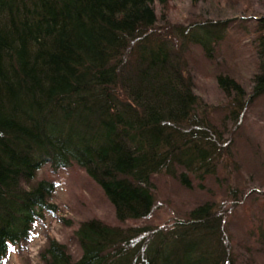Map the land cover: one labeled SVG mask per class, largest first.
Instances as JSON below:
<instances>
[{"label": "trees", "instance_id": "obj_1", "mask_svg": "<svg viewBox=\"0 0 264 264\" xmlns=\"http://www.w3.org/2000/svg\"><path fill=\"white\" fill-rule=\"evenodd\" d=\"M169 3L0 0V264L58 213L57 185L38 181L47 166L83 170L117 224L81 222V257L53 239L42 264H239L224 206L213 201L170 227L130 225L154 215L159 176L192 190L235 164L230 132L211 121L187 57L194 46L215 61L229 24L209 20L163 33L157 8ZM255 27L252 91L230 75L216 78L226 121L236 125L264 96V17ZM228 189L239 205L245 191ZM258 243L264 256L262 232Z\"/></svg>", "mask_w": 264, "mask_h": 264}, {"label": "rangeland", "instance_id": "obj_2", "mask_svg": "<svg viewBox=\"0 0 264 264\" xmlns=\"http://www.w3.org/2000/svg\"><path fill=\"white\" fill-rule=\"evenodd\" d=\"M157 11L159 29L163 33L174 27H189L209 20L229 24L225 39L216 47L215 61L208 60L202 49L194 46L189 47L187 57L197 73L199 94L210 107L211 121L230 132L235 164L231 163L229 171L219 173V181L209 179L203 187L196 183L192 190L171 178L159 176L154 215L130 225L170 227L179 215H185L195 205L213 201L224 206L228 236L236 255H242L239 264L241 260L246 264H264V256L258 252L260 232L264 233V96L248 107L236 125L226 121L230 116L229 106L216 84L219 75H230L248 92L252 91L257 58L253 33L257 29V19L264 17V0H202L199 4H194V0H170L167 8L158 6ZM224 121L226 128L222 126ZM42 180L57 185L52 203L58 207V213L38 223L30 240L12 248L4 264H42L41 253L53 239L67 245L77 260L81 257V249L76 230L81 222L100 219L117 224L113 207L104 193L80 168L47 166L38 174V181ZM228 187L245 191V198L242 197L239 205L227 197ZM249 248L253 253L247 251Z\"/></svg>", "mask_w": 264, "mask_h": 264}]
</instances>
